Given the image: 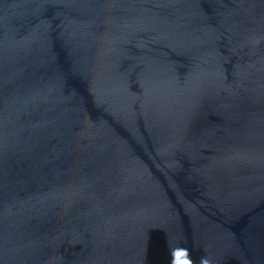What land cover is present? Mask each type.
I'll list each match as a JSON object with an SVG mask.
<instances>
[{
	"label": "water",
	"instance_id": "95a60500",
	"mask_svg": "<svg viewBox=\"0 0 264 264\" xmlns=\"http://www.w3.org/2000/svg\"><path fill=\"white\" fill-rule=\"evenodd\" d=\"M264 264V0H0V264Z\"/></svg>",
	"mask_w": 264,
	"mask_h": 264
},
{
	"label": "clouds",
	"instance_id": "9594fccd",
	"mask_svg": "<svg viewBox=\"0 0 264 264\" xmlns=\"http://www.w3.org/2000/svg\"><path fill=\"white\" fill-rule=\"evenodd\" d=\"M178 252H182L184 254V264H193V261L190 258L189 251L186 248L177 247L172 251V255L174 257L172 264H177L176 255ZM202 264H209V262L206 259L202 260Z\"/></svg>",
	"mask_w": 264,
	"mask_h": 264
},
{
	"label": "snow or ice",
	"instance_id": "6c2138e0",
	"mask_svg": "<svg viewBox=\"0 0 264 264\" xmlns=\"http://www.w3.org/2000/svg\"><path fill=\"white\" fill-rule=\"evenodd\" d=\"M183 256H184V254L182 252L177 253V255H176L177 264H184Z\"/></svg>",
	"mask_w": 264,
	"mask_h": 264
}]
</instances>
